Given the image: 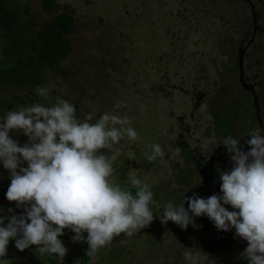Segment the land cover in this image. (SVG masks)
I'll return each instance as SVG.
<instances>
[{"label":"rangeland","instance_id":"obj_1","mask_svg":"<svg viewBox=\"0 0 264 264\" xmlns=\"http://www.w3.org/2000/svg\"><path fill=\"white\" fill-rule=\"evenodd\" d=\"M18 1L37 17L35 26H40V20L49 18L52 13H45L44 0ZM57 1L59 4L68 3L75 10L76 29L71 34L73 51L53 71L46 72V80L41 83L50 89L46 98L36 91L42 86L40 84L23 88L17 84L11 87L0 85V119L11 110L34 103L53 106L57 98L78 105V119L81 121L89 113L93 114L92 122L104 113L128 116L131 120L129 126L137 131L138 140L131 142L125 137L120 141L118 146L122 155L114 163V175L120 185L130 186L126 180L131 172L147 183L154 193L150 204L154 214L152 223L136 233V240L125 234L114 238L109 247L100 250L101 254L99 251L91 256L88 264H109L102 256L109 259L113 256L112 264H130V258L120 260L116 257L126 244H133L129 256L142 259L144 264H189L184 256L186 251L199 252V264H235L236 261L242 264L238 250H243V246L246 249L248 242L238 237L234 228L218 230L209 218L200 220L194 216V223L183 229L172 221L161 223L160 217L169 203L174 206L175 203H185L188 207L187 197L197 192L206 194L204 198L222 195L220 189L208 181L203 182L201 176L193 178V183L178 181V169L187 165L182 159L185 151L180 133L184 132L185 139L192 146L204 150L210 151L217 144L220 135L214 133L209 99L220 98L223 89H227V99L237 82V78L229 73L231 56L238 53L229 25L240 22L239 28L250 27L251 8L247 0ZM259 3L262 5L264 0ZM262 20L259 55L264 60V14ZM220 40L224 43L221 46ZM3 42L0 33V45ZM10 57L0 47V63L11 66ZM259 85L264 90V73H261ZM198 92H203V103L195 107L194 96ZM243 92L240 93L243 97L240 107L251 103L250 95ZM118 102L126 107L116 108ZM218 107L219 111H224L220 103ZM240 114L243 119L245 111L241 110ZM252 114V105H248L245 119ZM241 129L239 127L238 131L243 135L249 130L246 127ZM9 135L20 146L29 142V137L22 131L13 130ZM237 139L243 143V136H237ZM153 144H160L165 155L149 162L146 154L152 153L150 146ZM102 151L109 154L108 150ZM191 154L198 155L196 150ZM27 166L26 161L22 162L21 167ZM10 184V171L0 162V216L6 217L0 226H6L13 214L25 212L24 207H17V202L7 199ZM224 206L236 211L231 205ZM224 232L230 236L229 242L221 238V234H226ZM74 235L66 228L59 237L68 249L64 258L55 254L40 256L35 245L21 251L15 247L16 238H10L7 253L0 258V264H49L50 256L56 257L60 264H84L81 254L87 245V232L83 234L84 242H74ZM208 241L216 242L217 246L224 243L225 247L218 249L224 250L223 253L216 251L219 257H212L213 252L206 246ZM157 247L164 250L156 254ZM151 255L150 261L144 259Z\"/></svg>","mask_w":264,"mask_h":264},{"label":"clouds","instance_id":"obj_2","mask_svg":"<svg viewBox=\"0 0 264 264\" xmlns=\"http://www.w3.org/2000/svg\"><path fill=\"white\" fill-rule=\"evenodd\" d=\"M36 91L46 98L50 89L41 86ZM122 106L126 107L115 105ZM0 120V162L11 175L6 197L25 208L24 214H13L6 226H0V258L6 255L10 238H16L15 247L21 251L35 245L40 256L64 258L68 249L59 237L66 228L75 233L74 242H84L87 232V256L91 257L121 234L131 237L152 223L154 193L149 185L129 172L126 183L136 189L133 195L114 175V163L122 155L120 141L138 140L128 116L104 113L92 122L89 113L81 121L73 104L57 98L53 106L34 103L11 110ZM13 130L22 131L29 142L20 146L9 135ZM249 136V151L231 136L220 142L234 162L220 176L222 195L195 194L187 197V208L185 203H169L160 219L187 229L194 216L206 215L218 230L234 228L248 242L242 256L249 264H264V129L257 127ZM150 147L149 162L163 158L160 144ZM24 161L27 167H21ZM5 219L0 216V225ZM184 256L189 264H199V252L186 251Z\"/></svg>","mask_w":264,"mask_h":264},{"label":"trees","instance_id":"obj_3","mask_svg":"<svg viewBox=\"0 0 264 264\" xmlns=\"http://www.w3.org/2000/svg\"><path fill=\"white\" fill-rule=\"evenodd\" d=\"M19 3L20 2L18 0H0V33L4 37L3 45L1 44L0 47L3 48L4 54L12 57H10L12 61L11 66H5L0 63V85L11 87L17 84L22 88L27 85L35 86L40 84L43 86L44 79L46 80V72H48V70L53 71V69H55L58 64L64 60L71 51H73L71 34L76 29L74 17L75 10L72 9L68 3L59 4L57 0H44L43 5L46 10L45 13H49L50 11H52V13L49 18L45 17L43 20H40V26H35L34 24L37 17L31 15L27 6H22ZM61 5L62 7H60ZM232 49L234 50V48ZM230 65L231 68L233 65V67H235L234 63H230ZM226 90L227 89H223V94H221L220 98L214 99L215 101L209 99L212 108V121H214V132L224 133L226 130V133H228L231 137L237 138V136H243V143L241 144L246 145L247 140L251 138L249 136L251 131L258 127L257 118L254 113L245 119L248 105L240 107V101L243 100L240 93L243 91L246 94L250 93L240 84L239 79H237L233 89L230 90V95L227 99L225 96ZM225 101L227 103H225ZM219 103L223 106L224 111L218 110ZM73 105L76 108V117L78 118V105ZM241 110L245 111L243 119L240 116ZM243 120L245 123H242ZM239 127L243 128L241 130H244L245 127L249 130H246L243 135V133L238 131ZM182 159H186V155L183 154ZM185 161L186 160H184V162ZM186 164V166L184 165L182 168L180 167L178 169V181L181 183H193V174L195 173L194 169L189 163ZM121 186L130 190L133 195L136 192V189L131 186ZM216 188L221 189L218 187ZM196 194L201 197H206V194L204 193L202 194L197 192ZM175 206H179V203H175ZM185 207L187 208V204H185ZM228 210L230 211V209ZM197 218L205 220L208 217L205 215ZM195 231H197V229H195ZM221 235H223L221 238H223L225 242L230 241V236L227 233ZM136 236L137 234H134L131 238L136 240ZM128 241L130 242V240ZM130 243L132 244V242ZM206 246H208L213 252V258L219 257L224 250L219 251L218 249L225 247L224 243L217 246L214 241H208ZM88 248L89 245L87 244L84 252L81 254V260L84 264H88L91 258L90 256H87ZM120 249V254L116 256L117 258H120V260H128L130 258V264H144L142 259L137 258L136 256H129V254L133 251V244L132 246H128L127 244L123 245ZM156 249L154 250L151 248V250H154L156 254L164 250V248L162 250L161 247H157ZM242 249L243 250H238V255L240 259H242V264H249V261L247 259L244 260V257L242 256V253L245 251V247L243 246ZM216 251L220 252V254ZM99 253L101 254V251ZM152 258L153 255L144 259L150 261ZM102 259L104 261H108L109 264H112V260H114L113 256H110V259L102 256ZM236 262L241 263V261ZM49 264L60 263L56 257L50 256Z\"/></svg>","mask_w":264,"mask_h":264},{"label":"flooded vegetation","instance_id":"obj_4","mask_svg":"<svg viewBox=\"0 0 264 264\" xmlns=\"http://www.w3.org/2000/svg\"><path fill=\"white\" fill-rule=\"evenodd\" d=\"M247 3L250 5V8H251V20L252 21H251L250 27H248L247 29L243 27L239 28L240 22H238L237 24L235 23V24L229 25L231 32H232V36L234 37V44L238 48L237 50L238 53L232 54L231 56L232 59H230V61H232L231 63L235 64V67L237 70L235 69V67H233L234 66L233 65L232 68L230 67L229 73L235 76L237 79H239V82H240V78H239L240 71H239V66H238L239 48L240 47L245 48V51H244V79H245V82L249 86H254V90L258 96V101L260 105V116L262 119V129H264V108H263L264 90L259 85V80L261 81V73H264V60L260 59V55H259V40H260V36L262 32L261 26L263 23L262 15L264 14V3L261 5L259 3V0H255V1L247 0ZM205 13L208 15V8H206ZM238 19L239 18L237 17V20ZM220 20H222V18ZM255 20H257V23H255ZM206 30H209V28L206 27ZM232 42H233V39H232ZM222 43L223 41L220 40V46L222 45ZM235 71H236V74H235ZM245 89L249 91L250 93L249 95H250L251 103L248 105H252V111L256 115L258 127L261 128L260 121L257 116V109L255 105L254 94L247 88ZM202 96H203V92L202 93L198 92V94L194 96L196 97L195 107H199L203 103V101H201ZM225 127L227 128L226 125ZM189 130H190V127L187 129V131ZM216 134L220 135V138L216 139L217 144H214L212 150L210 151L204 150L202 147H199V146L197 147L192 146L190 142L185 139L184 132L180 133V138L182 140L183 150L185 151L184 155H186V159L184 160H186L185 162L189 163L193 167L194 172H195L193 174V178L199 175L201 176L203 182L208 181V184L212 185L213 187L221 188L222 181L220 179V176L222 172L226 170L230 171L231 168L233 167L234 162L230 160V154L228 153L226 146L220 143L222 142L223 139L229 137L228 133H226V130H225L224 133L216 132ZM240 147L244 151H249L251 148L250 145L248 144L242 145L241 143H240ZM193 150L197 151V154H198L197 156L191 154Z\"/></svg>","mask_w":264,"mask_h":264},{"label":"water","instance_id":"obj_5","mask_svg":"<svg viewBox=\"0 0 264 264\" xmlns=\"http://www.w3.org/2000/svg\"><path fill=\"white\" fill-rule=\"evenodd\" d=\"M255 23H257V20H255ZM244 51H245V48H243V47L239 48V56H238V66H239V71H240L239 78H240V82H241L242 86L247 88L248 90H250L254 94L255 105H256V109H257V116H258V119L260 121V125L262 128V119L260 116V105H259V101H258V96L255 93L254 86H249L245 82V79H244Z\"/></svg>","mask_w":264,"mask_h":264}]
</instances>
